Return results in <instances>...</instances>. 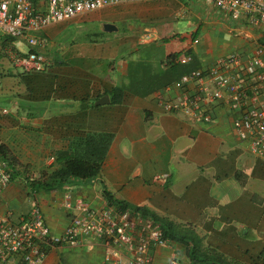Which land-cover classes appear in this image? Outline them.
Here are the masks:
<instances>
[{
    "label": "crops",
    "instance_id": "obj_1",
    "mask_svg": "<svg viewBox=\"0 0 264 264\" xmlns=\"http://www.w3.org/2000/svg\"><path fill=\"white\" fill-rule=\"evenodd\" d=\"M203 7L194 0L122 3L39 33L50 41L44 49L49 68L32 75L15 69V74L1 79L0 109L9 114H0L4 134L0 143L9 150L19 145L17 159L22 162L24 156L33 165L40 183L61 168L62 152H72L78 144L82 148V143L87 150L90 135L108 134L109 149L96 179H70L50 189L39 183L27 187V192L12 181L0 195L3 212L37 204L52 231L60 234L71 221L63 206L66 190L103 207L106 189L115 198L147 210L160 224L167 221L179 232L192 234L196 251L204 256L215 253L216 258L207 256L225 264H264V161L238 137L235 113L219 103L213 120L205 123L165 112L156 100L183 73L207 68L230 55V39L208 19ZM93 23L112 24L117 30L93 32ZM67 24L77 28L66 34ZM237 25L250 46L244 54L248 55L255 33ZM17 40L2 44L26 52L16 47ZM186 52L194 57L188 66H166L171 56ZM28 76L33 79L32 94L23 80ZM14 80L19 85L10 94L5 87ZM103 98L106 103L98 104ZM165 173L168 181L156 182L155 177ZM172 241L181 264H206L191 258L192 247ZM172 248H159L155 264H170ZM80 249L88 261L106 264L99 241L87 239ZM70 250L58 247L45 264H61L60 256L69 257Z\"/></svg>",
    "mask_w": 264,
    "mask_h": 264
},
{
    "label": "built area",
    "instance_id": "obj_2",
    "mask_svg": "<svg viewBox=\"0 0 264 264\" xmlns=\"http://www.w3.org/2000/svg\"><path fill=\"white\" fill-rule=\"evenodd\" d=\"M155 0H0V44L2 38L25 39L27 52L7 48L13 67L23 73L45 72L50 65L44 54L49 40L39 33L101 8ZM215 8L221 15L255 33L256 47L248 55L233 53L207 68L195 69L164 87L158 105L168 113L211 122L219 103L235 113L234 127L251 154L264 161V0H194ZM190 52L170 59L166 66H188ZM7 114L8 110L0 111ZM13 169L0 156V195L14 178ZM37 174L31 181H37ZM169 174L156 182L166 183ZM63 206L71 213L65 230L57 234L48 225L42 208L33 204L26 212H3L0 208V264H45L58 247L81 248L95 239L105 248L106 264H155L159 248H172L161 224L141 212L122 209L114 202L92 206L71 190L64 193ZM170 264H181L180 252L171 251Z\"/></svg>",
    "mask_w": 264,
    "mask_h": 264
},
{
    "label": "trees",
    "instance_id": "obj_3",
    "mask_svg": "<svg viewBox=\"0 0 264 264\" xmlns=\"http://www.w3.org/2000/svg\"><path fill=\"white\" fill-rule=\"evenodd\" d=\"M36 1V0H34ZM3 40L5 42H12L16 39L13 37H4ZM179 54H175L171 56L169 59H173L178 57ZM42 73V72H41ZM24 74V73H23ZM37 73H29L26 75H32ZM25 84L28 86L30 94H32V83L33 79L32 76H28L23 78ZM116 92H122V89L115 88ZM1 135H4L0 133ZM1 137V136H0ZM87 150L85 148L86 145L82 143V148L80 144H78L79 148L73 149L72 152H62L60 155V162L61 168L59 170H55L51 174L48 175V178L44 180L43 183L40 182H32L31 188L37 187L40 183L43 187L50 189L56 188L59 185H63L64 183L68 182L70 179H96L100 177L101 170L103 167L105 155L109 149L110 139L108 134H93L89 136V140L86 142ZM6 144L0 143V156L2 159L6 160L10 167L14 170L13 173H18L16 169L15 163L11 160L8 149L6 148ZM104 196L106 197L107 201L114 202L122 209H129L135 212H141L146 216L152 217L155 221H158L157 218L151 216L147 213V210L139 207L132 206L128 202L119 200L115 198L109 191L106 189L103 190ZM161 226L164 230L165 236L174 241H180L188 245L191 250H189V255L193 259H198L206 264H217L221 262V258H209L207 255H202L203 257H198L201 253L196 251V247L194 246V237L188 234H184L179 232L173 224L167 221H162ZM193 242V245L190 246ZM222 264H225L221 262Z\"/></svg>",
    "mask_w": 264,
    "mask_h": 264
},
{
    "label": "rangeland",
    "instance_id": "obj_4",
    "mask_svg": "<svg viewBox=\"0 0 264 264\" xmlns=\"http://www.w3.org/2000/svg\"><path fill=\"white\" fill-rule=\"evenodd\" d=\"M203 10H204V12H207L208 19L212 20L213 24L218 23L219 30L223 29V31H221V32H223L222 34L226 38L230 39V44H228V46H227L228 49L230 50L229 54H233V53H237V52L241 53V54L249 53L250 46L248 47V45L245 43V38L242 35H240V33H239L240 29H239L236 22L231 21L227 17H224L215 8H212L210 6H204ZM67 28H68L67 29L68 32L66 34H68L70 31H75V29L77 27L73 24H67ZM91 28H93L92 29L93 32L105 34L104 29H103L104 27H103L102 23H99V24L93 23L91 25ZM221 37H223V36H221ZM250 42H251V44H253V50H254L256 47L255 39H250ZM16 47H18L22 51H28L29 50V47L26 45V43L22 39L16 41ZM7 48H9V47L4 46L2 43L0 44V81L5 76L9 77V76H11L10 74H15L14 72L16 71L15 70L16 68L13 67L8 54H6V52H5ZM179 67H182V66H179ZM8 70H10V71H8ZM3 82L5 83V80H3ZM11 83H12L11 85L5 87V89H7L6 92H10V94L17 92V88L19 85V83H17V81H15V80H14V82L11 81ZM0 88H3L2 82H0ZM9 88H10V90H8ZM2 102H4V101H2ZM0 136H1V134H0ZM18 146L19 145L15 146V148H13V150H9L8 147H6L8 149V154H9L11 160L15 163L16 169L18 170V173H15V175H14V179H13L12 184H14L15 186H18L19 189L21 187V189L23 191L27 192L28 190H30L27 187H31V185H32L31 184L32 181L30 179L31 176L34 174H37L38 171L33 168L32 164L27 163L25 161L24 156H22V160L25 161L24 163H23V161L20 162L17 159L19 156V153L17 151H18V149H21V148H18ZM25 196H26V194L23 195L22 198H24ZM15 209H16V212H18V213H24L25 211H27L29 209V207L26 204L25 205H16ZM182 233H184V232H182ZM184 234H186V233H184ZM210 254L212 257L216 256L215 253H205V255H210ZM69 255L73 256L74 259L69 261L70 256L68 257L67 253L66 254L63 253L60 256L61 257V264H71V263H73V264H90V263L91 264H97V261H95V259L88 261L87 256H84V251H82L80 248L70 250ZM85 255H86V253H85ZM201 255H204V253H202ZM201 255H198V257H201ZM98 264H99V262H98Z\"/></svg>",
    "mask_w": 264,
    "mask_h": 264
},
{
    "label": "water",
    "instance_id": "obj_5",
    "mask_svg": "<svg viewBox=\"0 0 264 264\" xmlns=\"http://www.w3.org/2000/svg\"><path fill=\"white\" fill-rule=\"evenodd\" d=\"M116 30H117V28H116L114 25H112V24H105V25H104V31H106V32H112V31H116ZM106 99H107L108 101H110L109 96H107ZM105 103H106V102H105V98L101 99V100L98 102V104H105Z\"/></svg>",
    "mask_w": 264,
    "mask_h": 264
},
{
    "label": "clouds",
    "instance_id": "obj_6",
    "mask_svg": "<svg viewBox=\"0 0 264 264\" xmlns=\"http://www.w3.org/2000/svg\"><path fill=\"white\" fill-rule=\"evenodd\" d=\"M47 38V37H46ZM48 39V38H47ZM2 40H3V38H2ZM17 40V39H16ZM49 40V39H48ZM26 42H27V40H26ZM2 43V42H1ZM49 43H50V41H49ZM27 46L29 47V45H28V43H27ZM47 48V47H46ZM27 52V51H26ZM25 53V52H24ZM170 59H168V61H169ZM172 67V66H171ZM17 69V68H16ZM19 70V69H18ZM21 71V70H20ZM22 72V71H21ZM23 73V72H22ZM41 73V72H40ZM24 74H26V73H24ZM185 74V73H184ZM6 109V108H5ZM1 110H3V109H0V111ZM0 114H2V113H0ZM7 114H9V112L7 113ZM7 114H5V115H7ZM2 115H4V114H2ZM14 179V178H13ZM35 182H37V181H35ZM12 183V182H11ZM158 222V221H157ZM160 223V222H159ZM171 240V239H170Z\"/></svg>",
    "mask_w": 264,
    "mask_h": 264
}]
</instances>
